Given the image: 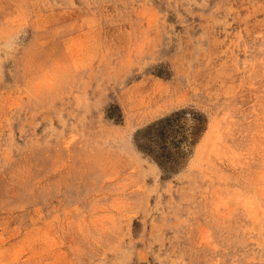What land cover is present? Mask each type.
<instances>
[{"label": "rangeland", "instance_id": "rangeland-1", "mask_svg": "<svg viewBox=\"0 0 264 264\" xmlns=\"http://www.w3.org/2000/svg\"><path fill=\"white\" fill-rule=\"evenodd\" d=\"M0 264H264V0H0Z\"/></svg>", "mask_w": 264, "mask_h": 264}, {"label": "snow or ice", "instance_id": "snow-or-ice-1", "mask_svg": "<svg viewBox=\"0 0 264 264\" xmlns=\"http://www.w3.org/2000/svg\"><path fill=\"white\" fill-rule=\"evenodd\" d=\"M183 127H184L183 125L178 126L177 128L173 129L170 134H177V133L182 132ZM129 131H130V129L125 132V139H126V141H127V137H128V132ZM128 151H130V152L133 151V148H132L131 145L128 146Z\"/></svg>", "mask_w": 264, "mask_h": 264}]
</instances>
